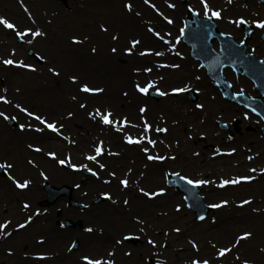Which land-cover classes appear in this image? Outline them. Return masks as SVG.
Listing matches in <instances>:
<instances>
[{"label":"rangeland","instance_id":"1","mask_svg":"<svg viewBox=\"0 0 264 264\" xmlns=\"http://www.w3.org/2000/svg\"><path fill=\"white\" fill-rule=\"evenodd\" d=\"M128 3L132 4L131 11L125 7ZM37 4L43 5L42 9L46 12L42 9L39 10ZM170 4H174L175 8L181 7L182 11L179 13L182 14H178L179 18L185 16L190 9L189 6L198 14L204 13L200 0H195V2L187 0L185 3L179 2V0H153L146 4L142 0L141 2L140 0H68L67 5L59 0H7V5L10 8L19 11V6H24L29 8L31 15L34 16L32 23L26 20L19 24L18 15L12 14L13 12L8 14L0 1V17H4L16 25L15 29H9L0 24V58H2V61L0 60V96H4L10 101V103L0 104V112L9 117V119H5L0 116V144H3L5 140H19V146L25 149L24 154L18 155L19 158L17 155L14 157L10 150L0 152V163L7 162L13 165L11 169L5 170L7 172L5 177L0 175V184L7 185L10 190H16L15 193L19 194L18 199H23L25 203L32 202L30 191L37 190L38 196L33 202V207L40 209L41 212H46L45 217L51 219L50 224L60 232H63V229L57 226V221L65 220L62 219L65 215L62 205L66 199L62 198L52 206L40 205L46 198L44 182L47 181L54 186L63 184L77 186L73 191L75 200L84 203L85 210H87L83 214V211L79 209L78 213L83 214L80 215L82 216L81 222L85 225L90 224L94 228V234L100 230V227H104L108 228V232H113L112 236L118 238L122 234L124 237L130 236L132 239L139 238L134 242H128L124 237L122 239L126 246L135 248V253L139 255V260L135 264H193V261L204 260H207L209 264H234L233 259L240 249L239 246L232 247L231 252H227L223 256H220L218 252L222 248L232 246L234 233L228 234L224 238H217L214 233L219 225V218L227 212L240 216L245 212L250 216V223H240L241 217L237 223L234 222L235 231L246 228L247 225L250 226L249 230H253L255 227L253 224L256 223L264 232V175L260 173L264 168V140H260L256 147L252 146L253 152L256 153V148L259 147V157L255 162L248 163L240 161L237 156L227 159L225 157H210L214 151L211 148L202 149L199 146L208 144L203 141L204 138L198 137L199 134L206 135L205 131L208 130L212 136L215 135L217 120L228 122L233 118H242V114L247 112L236 104L234 105L239 109L238 113H236L237 110L233 113L229 111L232 107L231 104L222 98L220 92L202 74L203 70L198 71L195 68L187 80H195L197 84L190 82L191 85L188 86L183 83L184 80L170 81L167 78L164 83L161 82L162 79L159 77L165 75L167 71H174L175 74L181 75V72H184L180 69L181 64L190 59L187 54L183 61L176 58L172 65H178V62L180 65L171 70V67L167 65L166 56L154 54L162 52V47L158 49V44L156 47H150L144 39L146 36H150L155 40H159L161 37L166 40L169 34H165L162 27L172 26L170 33L173 32V35L176 34L177 29L179 30L181 23L175 19L177 10L170 7ZM157 10H160V15L156 14ZM19 12L22 16V11ZM53 15L61 18L48 23L49 19H53ZM63 15L72 17V21L66 25L64 30ZM161 16H168L173 23L168 24V20L166 22ZM101 25H104L108 31H102ZM26 29H32L33 32L39 30L42 35L33 36L29 33L23 39L16 35V32ZM56 31L59 33H55ZM47 33L52 34L50 37L57 34L58 39L57 37L54 40L45 38ZM152 33L154 36L151 35ZM155 33L160 35L157 36ZM112 36H117L118 39L113 40ZM73 37L78 38L82 43H73ZM133 39L139 40L140 43L130 55L125 49L130 46V41ZM43 42H45V46ZM61 47L66 53L63 52V56L56 58L55 54L62 50ZM92 48H95L96 51L93 52ZM112 48H116L117 51L113 53ZM167 48L170 49L169 46ZM146 49H150L151 53L141 56L139 53ZM78 53H81L85 59L88 55L90 63L89 60L86 62L68 60L69 57L76 56ZM168 53L167 49L163 52L166 55ZM177 53L182 58L187 53V47L180 44ZM6 59L31 65L35 71L31 68L20 67L18 64L5 65L3 60ZM100 63L105 66H101L102 68H98L100 71L95 72L93 67ZM161 65L166 66L161 67ZM145 68H151L152 71L145 72L143 71ZM49 69H55L59 75H55ZM136 69H140V71H136ZM73 75L78 77L76 83L70 79ZM148 81L154 82V87L150 88L151 90L159 89V92L167 93V95L159 101L151 98L145 100V95L137 91L136 84L144 86ZM83 83L101 87L104 91L98 94L81 92L79 85ZM237 83L236 88L242 87L245 93L252 94L247 90L250 88V83L246 80ZM185 87L195 89L199 101L192 104V101L183 92L178 97H174L168 92L173 88ZM205 88H207V92L209 89V96L204 95ZM124 90V93H128L129 96L130 94L133 97L141 96L140 100L135 101L131 108L135 113L137 106L139 108L146 107L148 112L136 114L135 118H130L128 108L125 111L122 110V106L126 104V101L121 100L124 97ZM56 94L63 96V103L53 101ZM38 101L43 104L38 105ZM206 102L210 104L211 108L218 107L219 109L211 110V114ZM17 104L42 115L49 123L55 121L57 127L60 125L63 127L59 132H53L16 108ZM81 104H84L85 107H80ZM197 105H203V107L198 108ZM97 108L102 112L105 109L113 112V119H121L126 116L129 125L120 131H116L111 125H104L99 117L93 119L89 115V113H95ZM69 113L72 115L69 116ZM207 113L211 115L212 122L207 121L204 126H199L198 118H205L204 115H208ZM11 117H16L14 121L17 126L14 128L8 123L13 120ZM145 118L152 125V130L147 135L157 142L155 147L148 144L147 141L140 144L127 143L124 139L126 135H131L134 139L141 136ZM21 124L25 125L23 130L20 128ZM37 128H42L43 131H36ZM156 128H165L167 131L156 132ZM31 133L43 137H28ZM100 141H103V153L97 156L96 161L88 160L86 157L95 155V147ZM207 141L213 142V140ZM29 145L32 147L30 148ZM230 145L226 147L228 148ZM36 148H40L41 151H35ZM144 148L149 149L148 153L143 151ZM185 150L187 153L183 152ZM49 153H54L55 157ZM149 155L167 157L164 160L155 161L159 166L160 177H162L159 182L145 183L142 179L146 165L147 169L154 165L150 163L152 161L148 159ZM171 157H175V159ZM180 157L196 159L200 165L196 168L181 165L178 160ZM40 160L49 162L52 171L42 166L39 163ZM60 160H66V163L62 165L59 163ZM242 160H244L243 157ZM16 161L24 164V168L18 166ZM220 161H229L231 166L226 165L216 171L209 165ZM100 164H104L105 167L100 168ZM72 165L77 167L73 168ZM81 165L87 167H80ZM88 169H92V171ZM251 169H256V171L253 172ZM111 173H115V175L113 176ZM169 173H179V175L193 180L210 181L208 184L199 185L198 188L205 203L209 205L221 204L222 201L228 203L214 208L206 219L196 220L194 212L188 210L183 194L167 185L166 176ZM242 176H252L254 179L219 187L221 179H234ZM124 179L128 181L127 187L120 183ZM24 180L30 181L26 190L17 187L15 183V181L23 183ZM141 189L144 192H141ZM159 189H165V191L156 198L144 194L145 192H158ZM105 193L111 197L107 196L108 201L93 204L96 197L105 195ZM132 194L146 202L149 209L154 208V214L149 216V213L146 215L135 210L131 203ZM126 200L127 203H125ZM243 201H250V203L244 204ZM178 206L179 210H177ZM105 210L110 214L116 210L117 217L119 213L126 214L133 226L114 227L115 229H113V225L108 224L105 219H109V215H97L95 218H91L95 213ZM10 212L9 205L0 209V223H3L5 218H11ZM68 217L73 221L80 220V218H74L75 216L72 217L70 213H68ZM154 220L159 222V225L152 229L150 222ZM186 221L192 223L194 227L185 232L183 226ZM200 227H205L206 230L202 231ZM166 228L171 229L167 232L168 235L165 234ZM15 229L16 227H13L11 230ZM18 233H13L12 236L5 238L4 232L0 230V264H10L17 254L30 250H27L28 245H21L13 240ZM77 235L79 236V233ZM77 235L69 234L66 239L60 241L63 252L71 254V258L53 264H81V257L85 255L91 258H96L99 254L107 255L108 246L97 251L88 248L72 250L70 248L71 241ZM171 236L172 239L174 238V242L170 244ZM150 240L153 243H149ZM185 248L193 249L192 253L184 255L182 251ZM40 250L45 251L42 248ZM47 251L50 252L49 249ZM214 252L217 253L214 254ZM168 253H172V256L168 257ZM32 262L34 263V261Z\"/></svg>","mask_w":264,"mask_h":264},{"label":"bare ground","instance_id":"2","mask_svg":"<svg viewBox=\"0 0 264 264\" xmlns=\"http://www.w3.org/2000/svg\"><path fill=\"white\" fill-rule=\"evenodd\" d=\"M3 3V9L10 14L11 12H13L12 14L18 15L19 17V24H22L23 22L29 21V23H32V19L34 18V16H32L31 11L29 8H25L24 6H19V11H22L23 15L21 16L20 12L18 11V9H13L12 7L10 8L9 5H7V0H0ZM109 1V0H107ZM48 3V2H47ZM38 9H42L43 5H39L37 4ZM43 10V9H42ZM176 10L178 11H182L181 7L180 8H176ZM46 12V10H43ZM145 13V11H144ZM57 15H53V19H49L48 23H52L53 21H55L56 19L59 20ZM72 21V17H68L66 15H63V30L66 27L67 24H69ZM69 27V26H68ZM55 33H59V31H56ZM52 34L51 33H47V36L45 38H50V39H55L57 37L56 36H52L50 37ZM58 39V37H57ZM146 40V43L148 45L154 46L156 47V45L158 44V49L161 48V43L156 41L155 39L151 38L150 36H146L144 38ZM44 46H45V42H43ZM160 43V44H159ZM61 51H59V53H56V58L58 56H63V47H61ZM57 51V50H56ZM66 53V52H65ZM64 53V54H65ZM85 54V53H84ZM86 55V54H85ZM88 55H86V59L84 58V56L81 53L76 54V56H72L69 57L68 60L70 59H74V60H70V61H77V62H86V60H89L88 62L90 63V59L89 57H87ZM91 56V55H89ZM175 59V57L172 55L171 52L168 53L166 62L167 65H170L173 63V60ZM0 60L2 61V58H0ZM101 66H105L103 63L100 64H96L93 67V70L96 72L99 69L98 68H102ZM100 71V70H99ZM187 73H191L190 68L187 69ZM95 75V73H94ZM178 77H180V75H178ZM177 78V77H175ZM124 79L126 80V76L124 75ZM124 83V82H123ZM207 88H205L204 93L206 94H210L209 89L208 92L206 91ZM125 90L123 91L124 97L121 98V100L126 101V104L123 105L122 110L125 111L128 108V114L130 115V118H135V116L140 114L139 111V107L135 106L136 108V113L133 111V109H131L134 106L135 101L137 102L138 100H140L139 97L141 96H137V97H133L132 94H130V96L125 95ZM211 96V95H210ZM147 100V99H145ZM54 102H59V103H63L64 99L62 95L56 94V96L53 98ZM123 102V101H120ZM5 103L3 100H0V104ZM38 105L43 104V102L38 101L37 102ZM36 104V103H33ZM58 104V103H57ZM118 104V103H117ZM207 107L210 110V113L212 114L211 110L214 109H219L218 107H214L211 108L210 104L208 102H206ZM235 107V106H234ZM233 107V108H234ZM52 108V107H51ZM236 109V107H235ZM148 112V111H147ZM135 113V114H134ZM137 114V115H136ZM134 115V116H133ZM209 120V119H208ZM206 121V120H205ZM30 136L28 137H38L39 135L36 133H31L29 134ZM38 137V138H42ZM19 140H5L3 144H0V152H4V151H8L10 150L12 152V155L14 157L17 158L19 154H24L25 153V149L21 148L19 146ZM26 147V146H25ZM184 153H187V150L183 151ZM20 160V159H19ZM179 163L181 165L184 166H189L192 168H196L197 166L200 165V163L195 159H183V158H178ZM152 162H150L152 165L151 167H149V169H147V165H146V170H144L143 172V181H145V183H152V182H159L160 179L162 180V177H160L159 174V166L158 164L155 163L156 160H151ZM18 163V166H20L21 168H24V164H22L20 161H16ZM39 163L42 166H45L49 171L51 170V167L49 165V162L45 161V160H40ZM228 162L225 161H220V162H214L209 164L213 170H219L221 168H224L226 166ZM203 165H205L203 163ZM143 166V165H142ZM52 171V170H51ZM146 171V172H145ZM37 183V182H36ZM27 188V187H26ZM26 188H21L22 190H26ZM15 190V189H14ZM16 191V190H15ZM15 191L10 190V188L3 184H0V209H3V207H8L9 205V209H11L10 212V217L5 218V221H10L11 223L8 225V227L4 230H2L4 233H9L8 235H4L5 238H7L8 236H12L13 233L19 232L18 234L15 235V238L13 239L15 242L19 243V244H25L28 245V250L25 253H19L17 254V256L14 257L13 261L10 264H53V263H57L61 262L63 260H68V258H71V254H67V252H63L62 248H61V244L60 241H62V239H66L67 235L72 234V233H76V231L72 232L69 231L68 229L64 230L63 232L58 231L57 229H55L51 224L50 221L51 219H49L46 216V212H41L40 209L36 208L35 206L33 207V202L35 201V199L38 196V191L36 190L34 191H30L31 196L33 198L32 202H26L30 207L25 209L23 206L25 204V201L23 199H18L19 194L15 193ZM138 192V191H137ZM132 193V192H130ZM140 193V192H139ZM141 194V193H140ZM132 198V206L133 208H135V210H139L140 213L142 214H150L149 216H152L153 213V209H149L148 205L146 204V202H143L139 197H136L135 195H133ZM159 196V195H156ZM156 196H154L156 198ZM146 198V197H145ZM17 201V202H16ZM33 207V208H31ZM242 207V206H240ZM92 211V210H91ZM114 211V210H112ZM38 213V214H37ZM63 213H70L71 215L75 216V217H80L81 214L78 213L77 209L75 207H69L68 209L63 210ZM116 210L115 212H112V214H110V212H107L106 210L104 212H98L95 213L91 218H95V216L97 215H101V216H110L109 219L105 218L108 222V224L113 225V229L117 228H124V227H131L133 226L130 218H128V216L126 214L123 213H119V216L117 217L116 215ZM245 213V212H244ZM240 216L237 214H231L229 212H227L225 215H222L219 219V225L217 227L216 232L214 233V235L217 238H224L225 236H228V234L234 233V238L232 240V246H228L227 248L232 249L233 248H237V246L240 247L238 253L235 254L234 257V264H245V261L248 262V264H255L256 262H258V264H264V232L262 230V228L260 226H258L256 223H254L253 225L255 227H253V230H249V225L245 226L246 228H240L237 229L235 231L236 228H234L233 223H237L241 217V221L240 223H250V216L245 215ZM13 214V217H12ZM89 214V213H88ZM87 214V216H88ZM118 214V213H117ZM31 216L32 220L25 224V221L27 220V218ZM21 218L19 221H15L16 219ZM133 218V217H132ZM133 220V219H132ZM158 221V220H157ZM3 222V223H4ZM150 227L153 229L155 226L159 225V222H156V220H154L153 222H150ZM20 224H25V227L20 228L18 227V225ZM107 224V225H108ZM13 227H16L15 230H11ZM115 227V228H114ZM194 227V225L190 222H184V231H190L192 228ZM248 227V228H247ZM101 230L95 232V236L93 234H88V235H80L81 236V240L82 242H80L79 248L82 249H90V250H102L105 246H108V253L106 256H103L101 254H99L96 258L93 259H99L102 262H104V264H108V262H110V264H135L138 260H139V255L137 253H135V248H130L129 246H126L124 244V242L122 241L124 235H121V239L113 235V232L110 231L108 232V228H104V227H100ZM200 229L206 230L205 227H200ZM11 232H8L10 231ZM168 231H171L170 228H166L165 234H167ZM245 232H250L251 236H249L247 239H242L239 241V243H237V238L241 237ZM199 233V232H197ZM213 234V233H212ZM260 234V235H259ZM168 235V234H167ZM227 238V237H226ZM41 239L43 240V242H41ZM174 239V238H173ZM172 236L170 238V244L171 242L173 243ZM118 241H120L118 243ZM44 249L45 251H42L40 249ZM47 249L50 250V252L47 251ZM191 251H193V249L188 250V248H185L182 253L184 255H188L189 253H192ZM219 252V251H218ZM231 252V251H229ZM217 252H214V254H216ZM111 254V255H110ZM172 256V253H168L167 256L170 257ZM173 255H175V253H173ZM256 255V256H255ZM70 256V257H69ZM177 256V254H176ZM182 256V255H181ZM255 256V257H254ZM43 257V258H41ZM253 257V258H250ZM52 260V262H51ZM258 260V261H256ZM34 261V263L32 262ZM158 262V261H157ZM81 264H86L85 261H81Z\"/></svg>","mask_w":264,"mask_h":264},{"label":"snow or ice","instance_id":"3","mask_svg":"<svg viewBox=\"0 0 264 264\" xmlns=\"http://www.w3.org/2000/svg\"><path fill=\"white\" fill-rule=\"evenodd\" d=\"M146 3L149 2V0H145ZM201 4L203 5V8H204V14L207 16L209 15V13H211V16H214V17H217L219 18L220 17V11L219 10H213L209 4H208V0H200ZM229 3L232 2V0H228ZM170 7H175L174 4H170L169 5ZM125 7L131 11L132 10V4L131 3H128L125 5ZM153 7H155L153 5ZM190 10L191 9V6H189ZM166 20H168V23H173L172 20H170L168 17H165ZM233 23H236L237 25H240V24H247L249 23V21L245 20L243 17H240L238 20L236 21H233ZM251 23L255 24L256 27L258 28H261V29H264V19H261V20H253L251 21ZM0 24L4 25L5 27L9 28V29H15L16 25L12 22H10L8 19L4 18V17H0ZM101 30L104 31V32H107L108 29L104 26V25H101ZM150 31H152L150 29ZM181 32H183V29H181ZM31 33L33 36H39V35H42V33L39 31V30H36L35 32L32 31V29H26L24 31H18L16 32V35H18L19 37H21V39H23V37L27 34ZM155 35L159 36L160 34L159 33H155ZM73 43H82L81 40H79L78 38L76 37H73ZM112 39L113 40H117L118 37L117 36H112ZM162 39V37H161ZM140 43L139 40H136V39H133L130 41V46L128 48L125 49V51L128 53V54H132L133 53V50L136 48V46ZM93 52L96 51L95 48H92L91 49ZM113 53H115L117 51L116 48H112L111 49ZM151 53V50L150 49H146L145 51L143 52H140L139 54L141 56H144V55H148ZM156 56H162L163 53L162 52H155L154 53ZM3 63L5 65H13V64H18V66L20 67H25V68H31V70L35 71V68L32 67L31 65H27V64H24L23 62H17V61H13L12 59H6V60H3ZM166 65H161V67H164ZM172 67H179L178 65H172ZM49 71H52L55 75H59V73L55 72V69H49ZM136 71H140V69H136ZM143 71L145 72H151L152 69L151 68H145L143 69ZM70 79L76 83L77 80H78V77L73 75L70 77ZM154 87V82L153 81H148L144 86H141L139 83L136 84V89L137 91H139L140 93L142 94H145L147 95L148 92H149V89L150 88H153ZM79 90L81 92H84V93H91V94H98V93H102L104 91L103 88L101 87H98V86H89L88 83H83L81 85H79ZM187 89L186 88H174L172 89V91L174 93H180V92H184L186 91ZM157 91L159 92V89H157ZM160 95H167V93H164V92H159ZM125 95H127V93H125ZM75 99V97H73ZM0 100H3L5 103H10V101H8L6 99V97L4 96H0ZM16 108L20 109L22 112L26 113L27 116L29 117H32L33 119H35L36 121H39L40 124L44 125L47 129H50L51 131L53 132H59L60 131V128L63 127V125H60L59 127H57V124L55 121H52L51 123H49L42 115H38L36 114L35 112H31L29 111L26 107H21L20 104H17L15 105ZM80 107H85L84 104H81ZM198 108H202L203 105H197ZM140 113H145L147 111L146 107H141L139 109ZM72 113H69V116H71ZM90 116H92L93 119H96L97 117H99L100 121L104 124V125H111L113 126L116 131H120L122 130V128L126 127L129 125V121H128V118L125 116L121 119H113V116H114V113L111 112L110 110H107L105 109L103 112L97 108L95 110V113H89ZM0 116L4 117L5 119H9L8 116H6L3 112H0ZM11 119H16V117H11ZM133 127H135V125H132ZM25 127V125L21 124L20 125V128L23 130ZM29 127H31V125H29ZM152 130V125L148 123L147 119L145 118L143 120V133L141 134V136L139 138H133L131 135H126L125 136V141L129 144H132V143H135V144H140V143H143L145 141H147L148 144L152 145L153 147H155L156 145V141L153 140L149 135H147L148 132H150ZM36 131H43L42 128H37ZM156 132H166L167 129L165 128H156L155 129ZM29 147L31 148L32 146L29 145ZM35 151H41L40 148H36ZM104 151V148H103V141H100L99 144L95 147V155H91V156H87L86 158L88 160H92V161H96L97 159V156H100ZM143 151L145 153H148L149 149L148 148H144ZM233 151H235L233 149ZM110 155H112L113 153H109ZM49 155L55 157V154L54 153H49ZM196 155H199L198 153H196ZM167 157H164V156H159V155H156V156H152V155H149L148 156V159L149 160H164L166 159ZM172 159H175V157H171ZM249 159H251V157H249ZM29 163H31V161H29ZM60 164H65L66 163V160H60L59 161ZM100 168H104L105 165L104 164H100L99 165ZM13 167L12 164L10 163H0V169H4V170H7V169H11ZM73 168H76L77 166L76 165H72ZM80 167H87L86 165H81ZM89 171H92V169H88ZM251 171L255 172L256 169H251ZM261 171H264V169H262ZM111 175H115V173H111ZM175 175L180 178V179H183L185 180L188 184H193V185H204V184H208L210 183V181L208 180H201V179H196V180H193L189 177H180L179 176V173H175ZM252 179H254V177L252 176H242V177H236L234 179H221L220 181V184H219V187H225L229 184H239L241 181H251ZM16 183V186L19 187V188H26L30 181L28 180H24L23 183H21L20 181H15ZM120 183L124 186V187H127L128 186V181L127 179H124V180H121ZM141 192H144L143 189L140 190ZM165 191V189H159L158 192H152V193H147L145 192L144 194L145 195H150V196H156V195H159V194H162L163 192ZM106 196H108L107 193H105ZM108 198H111L110 196H108ZM125 203H127V200L125 201ZM228 202L227 201H222L221 204H213L211 205V207L213 208H219L225 204H227ZM242 203L244 204H247V203H250V201H243ZM25 209L29 208L30 206L25 203L24 206H23ZM177 210H179V206L177 207ZM38 214V213H37ZM201 220L204 219L203 216L200 217ZM32 220V217L29 216L27 218V220L25 221V224L29 223L30 221ZM11 222L10 221H5L4 223H0V230H4L8 227V225L10 224ZM25 224H20L18 225V227L20 228H23L25 227ZM93 229L91 228H88L87 231L88 232H91ZM141 231H143V229H141ZM176 231H179V229H176ZM5 235H8L9 233H4ZM249 236H251V233L250 232H245L241 237H238L237 238V243H239L240 240L242 239H247ZM132 237L130 236H125L124 239L125 240H128V239H131ZM41 242H43V240L41 239ZM120 241H118L119 243ZM149 243H153V241H149ZM195 246V245H194ZM231 251V249L229 248H222L219 250V255L220 256H223L225 255L227 252ZM111 255V254H110ZM43 258V257H41ZM81 259L83 261L86 262V264H104V262H102L101 260L99 259H93L87 255L81 257ZM108 264H110V262H108ZM193 264H209V262L207 260H204V261H193ZM245 264H248L247 261H245Z\"/></svg>","mask_w":264,"mask_h":264},{"label":"flooded vegetation","instance_id":"4","mask_svg":"<svg viewBox=\"0 0 264 264\" xmlns=\"http://www.w3.org/2000/svg\"><path fill=\"white\" fill-rule=\"evenodd\" d=\"M208 4L213 10L220 11L219 18L211 16V13H209V16L215 18L218 30L230 35L237 42L245 41L244 51L252 55L256 60L264 61V29L258 28L255 24L251 23L253 20L264 19V0H232L231 3L228 0H208ZM201 7L203 8L202 4ZM240 17L249 21V24L252 26L248 33L242 24L237 25L233 23V21L238 20ZM212 46L215 50L219 49V44L216 41L212 42ZM235 51V49H228V55L237 58L238 55ZM262 67L264 71V66ZM222 73L224 79L231 85L233 91L245 93L242 87L236 88L235 85L238 84L237 82H244V80L250 83V88H247V90L252 94L249 95L261 99L264 105V77L261 81L254 82L244 76L241 69L236 71L228 66L223 69ZM238 106L247 113H243L242 118H235L237 123L234 122V118L228 122L226 124L227 128L223 129V132L219 135V142L215 143L225 147L233 144L228 147L232 150V156L244 158L253 152V147H256L260 140H264V121L257 113L250 112L245 106ZM238 110L237 108L236 113H238ZM205 132H207L206 135L212 136L208 130ZM217 134L216 132L213 136H217ZM249 157L251 155H248ZM250 160H254V158L251 157ZM63 229L66 230L67 228L63 227Z\"/></svg>","mask_w":264,"mask_h":264},{"label":"water","instance_id":"5","mask_svg":"<svg viewBox=\"0 0 264 264\" xmlns=\"http://www.w3.org/2000/svg\"><path fill=\"white\" fill-rule=\"evenodd\" d=\"M197 22V28L200 29H206L208 26L212 27V32L214 31V26L207 21L206 19H197L195 20ZM190 37L189 39H186L187 42L190 43L192 49L194 52H199L201 54L202 58H205L207 54L208 47L204 44H202L200 38L203 37V34L201 31L193 32L189 31L188 34ZM247 69L246 72L250 76H253V66H249L247 64L244 65ZM213 70H216L215 66H212ZM217 77L219 76V73H216ZM219 81V80H217ZM48 190V204H52L57 198L61 197L63 195V188H66L65 186H61V188H55L53 186H46ZM181 190L185 191L187 193V200L189 202V205L197 212V217L200 219L201 216H205L208 213L209 207H206L202 204L201 206V198L196 196V186H189L187 189L185 188L184 184H180Z\"/></svg>","mask_w":264,"mask_h":264}]
</instances>
